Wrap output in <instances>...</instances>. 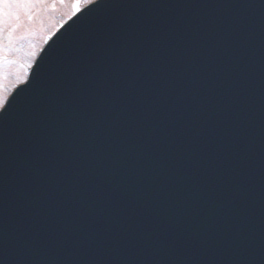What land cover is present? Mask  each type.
<instances>
[{"label": "water", "instance_id": "95a60500", "mask_svg": "<svg viewBox=\"0 0 264 264\" xmlns=\"http://www.w3.org/2000/svg\"><path fill=\"white\" fill-rule=\"evenodd\" d=\"M96 9L0 128V264H264V0Z\"/></svg>", "mask_w": 264, "mask_h": 264}, {"label": "rangeland", "instance_id": "374dc122", "mask_svg": "<svg viewBox=\"0 0 264 264\" xmlns=\"http://www.w3.org/2000/svg\"><path fill=\"white\" fill-rule=\"evenodd\" d=\"M60 4L61 3L59 2L54 3L53 0H43V2L40 3L21 6L15 10L14 9L10 10L12 15L10 18L7 19L3 32L5 30L6 31L9 30L6 32L8 33L15 30L16 34H18L20 37L21 36L23 37V35L25 34L23 31H26L27 29L26 24L24 22L26 18L30 17L31 20L33 18V15L36 14V12H42V13L47 12L49 15H51L52 12L57 13L56 10L59 9ZM48 5L50 6V8L46 9ZM52 29L53 28L47 30L46 32L48 31L51 32ZM2 33H0V59H2L4 63H7L9 61L13 62L14 61L13 59H15V61H18L17 66H20V69H16L12 71V73L10 75L8 74V76L6 77L5 75L7 74L9 68L3 67V79H0V85H2V89H0V94L4 95L5 97L6 93L14 84L22 81L25 69L29 66L33 58V55L36 51V48L38 47V44H35L27 40L25 42L26 44L25 46H22V44H19L18 42H14L11 45H7L4 43L8 37V34H2ZM35 36L36 34L33 35L32 37L36 39Z\"/></svg>", "mask_w": 264, "mask_h": 264}, {"label": "snow or ice", "instance_id": "6c2138e0", "mask_svg": "<svg viewBox=\"0 0 264 264\" xmlns=\"http://www.w3.org/2000/svg\"><path fill=\"white\" fill-rule=\"evenodd\" d=\"M40 2L43 0H0V33L3 32L7 19L12 15L10 10ZM53 2L65 3L66 0H53ZM95 3L96 0H72L73 10L77 12L80 11V4L92 5ZM3 63L4 61L0 59V79H3ZM0 89H2V85H0ZM5 106V97L0 94V109H4Z\"/></svg>", "mask_w": 264, "mask_h": 264}]
</instances>
